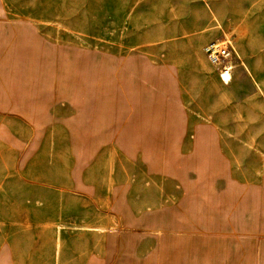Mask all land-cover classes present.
<instances>
[{
  "label": "rangeland",
  "instance_id": "374dc122",
  "mask_svg": "<svg viewBox=\"0 0 264 264\" xmlns=\"http://www.w3.org/2000/svg\"><path fill=\"white\" fill-rule=\"evenodd\" d=\"M0 43V264H112L119 238L130 242L126 207L158 189L236 194L238 235L254 236L243 225L264 217V0H0ZM210 43L229 46L222 77ZM42 48L47 64L31 54ZM59 50L78 52L80 66ZM126 63L146 80L126 70L121 85ZM136 104L143 118L163 116L159 144L124 134ZM88 114L84 146L78 115ZM196 127L213 153L194 148Z\"/></svg>",
  "mask_w": 264,
  "mask_h": 264
},
{
  "label": "crops",
  "instance_id": "0c3cea01",
  "mask_svg": "<svg viewBox=\"0 0 264 264\" xmlns=\"http://www.w3.org/2000/svg\"><path fill=\"white\" fill-rule=\"evenodd\" d=\"M62 51L59 50L62 54L71 52L75 57L80 56L78 52ZM4 83L16 99L14 88ZM1 102L7 104L0 91ZM78 117L77 140L82 145L85 143L84 146L91 145L96 117L92 114ZM162 117L153 113L143 118L130 111L123 117L129 119L123 132L129 138L138 136L144 147L155 146L159 144L154 139L157 121ZM171 126V133L178 135L180 126ZM199 138H205L216 150V141L206 129L199 127L194 129L196 150ZM135 197L144 204L126 207L127 215L135 217L128 222L130 228L124 230L130 242L124 246L125 237L119 238L122 255L112 264H264V217L258 223L244 224L245 228H252L254 236L241 239L238 233L242 224L235 220L238 216L236 194L201 192L183 197L177 192L158 189V192H138Z\"/></svg>",
  "mask_w": 264,
  "mask_h": 264
},
{
  "label": "bare ground",
  "instance_id": "6f19581e",
  "mask_svg": "<svg viewBox=\"0 0 264 264\" xmlns=\"http://www.w3.org/2000/svg\"><path fill=\"white\" fill-rule=\"evenodd\" d=\"M1 44V43H0ZM41 50H43V51H41ZM37 54H35V53H31L32 55H34V58H35V60H36V58H37V64H39V61H41V62H44L45 63V59H43L44 57H45V53H44V49L42 48ZM36 56V57H35ZM73 58L74 59H72V64L74 65H76V67H79L80 66V63H81V61L79 62V60L75 57V56H73ZM49 62V60H47L46 61V63L45 64H47ZM33 64H35V63H33ZM86 64V63H85ZM109 69H110V77H111V81L113 82V84H114V87H115V84H116V78H115V74L113 73V67H109ZM87 70V69H86ZM124 70V71H123ZM123 70H121V73H120V79H119V81L121 82V85H123V84H129L130 83V81H128L127 80V76L125 75V71L126 70H128V71H131V72H133L134 74H136V75H138L139 77H142L143 79H145L146 80V77L143 75V74H138L137 72H135L134 70H132V67L130 66V63H128V65H127V63L125 64V66H124V68H123ZM1 71H2V69H1ZM2 80L4 81V82H8V78H9V76H10V74H9V71L7 72V69H5V70H3L2 72ZM85 74V73H84ZM223 75H221V77H222ZM149 78V77H148ZM157 83V82H156ZM61 86H62V82H61ZM13 89V88H12ZM14 90H15V96H16V99H14L15 101H14V103H15V107H18L19 109H21V110H26L27 112H28V110H29V108L31 107L30 106V103L28 102H25L24 100L22 101L21 99H19V94H16V89L14 88ZM18 91V90H17ZM86 95H88V92H86ZM85 96V93H83V97ZM89 99H91L90 98V95L89 96H86L85 98H84V103H85V105H86V109H87V111H91L92 109H90V106H92V103H91V100H89ZM138 100H136L135 102H137ZM150 101L151 102H155V98L154 97H151L150 98ZM159 103H160V101L159 100H157L156 99V102H155V104L156 105H159ZM7 104L6 103H4V102H1V104H0V106H6ZM136 105H138V106H135V109H136V115L137 116H140L141 114L140 113H143V109L141 108V105H139V104H136ZM139 108V109H138ZM86 135V134H85ZM85 138V137H84ZM85 144V143H84ZM83 144V145H84ZM197 150H199V151H201V152H203V153H208V154H211V153H213L214 152V150H213V146L211 145V143H209L207 140H205V138H199V140H198V144H197Z\"/></svg>",
  "mask_w": 264,
  "mask_h": 264
},
{
  "label": "built area",
  "instance_id": "2783aa9c",
  "mask_svg": "<svg viewBox=\"0 0 264 264\" xmlns=\"http://www.w3.org/2000/svg\"><path fill=\"white\" fill-rule=\"evenodd\" d=\"M208 60L218 68L222 75H226L231 70V52L225 43H210L204 48Z\"/></svg>",
  "mask_w": 264,
  "mask_h": 264
}]
</instances>
